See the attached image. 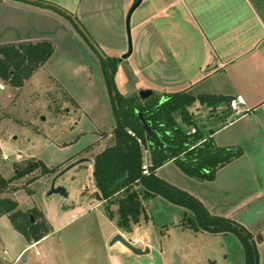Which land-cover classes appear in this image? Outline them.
Instances as JSON below:
<instances>
[{
    "label": "rangeland",
    "instance_id": "1",
    "mask_svg": "<svg viewBox=\"0 0 264 264\" xmlns=\"http://www.w3.org/2000/svg\"><path fill=\"white\" fill-rule=\"evenodd\" d=\"M68 2L77 8L80 5L81 16L86 19L80 23L85 36L74 28L58 33L51 57L21 86L0 77V84H5V88H0V175L14 176L17 169L33 159H42L55 168L46 174L37 168L24 177L14 178L0 193L17 199L19 207L34 216V222L47 232L40 240L30 242L7 223V213L1 215L0 264H212L209 258L215 259V264H230L229 255L243 252L236 234L186 226L184 210L180 211L178 205L161 196L145 200V212L131 230L119 227L117 204L111 205L115 214L110 217L104 200L97 196L93 164L89 159L57 178L56 184L68 187L69 197L48 194L52 179L59 171L81 157L92 158L114 141L115 116L100 63L102 55L122 57L115 79L125 95L139 94L140 88L150 87L146 82L165 81L161 78L165 70L160 74V59L149 54L152 48L145 37L137 42L133 55L125 56L130 43L134 47L137 32H128L122 0ZM132 6L133 3L127 6V13ZM147 12V5L141 4L130 19L131 25ZM155 32L151 42L156 44V51L160 48V34L158 30ZM169 45L176 53V46ZM167 58L166 77L174 80L177 76L175 55ZM135 62L142 68L139 73L133 70ZM144 64H149V69H143ZM154 91L165 94L157 86ZM198 108L191 110L196 117L205 112L204 108L197 111ZM218 113L223 114L220 109ZM200 119L222 123L216 115ZM179 121L183 123L180 117ZM183 126L191 131L189 125L183 123ZM172 161L160 171L162 176L174 177V171L182 169ZM261 221L264 224V219ZM120 229L127 238L132 241L138 238L141 246L149 245L151 250L137 254L121 241L111 243ZM261 252L264 259V244Z\"/></svg>",
    "mask_w": 264,
    "mask_h": 264
},
{
    "label": "crops",
    "instance_id": "2",
    "mask_svg": "<svg viewBox=\"0 0 264 264\" xmlns=\"http://www.w3.org/2000/svg\"><path fill=\"white\" fill-rule=\"evenodd\" d=\"M47 1L66 8L80 23H85L80 5L77 8L68 0ZM136 1L122 0L124 16L128 14L127 6ZM143 3L147 5L148 12L132 25L130 23L131 31L137 33L128 56L133 55L137 42L145 37L152 48L148 53L154 59H160V74H163L162 69L165 70V76H161L164 82L149 81L146 84L157 86L163 93L186 90L196 95L241 96L245 109L242 113L231 110L229 114L226 109L230 108L229 104H220L212 109L199 99L190 106V110L204 108L202 114L216 111L211 117H221L222 123L218 124L209 119L198 120L200 124L206 122L200 126L212 135L218 145H238L243 149L240 156L217 170L214 179H198L182 169H176L174 177L162 176L160 171L172 160L159 166L157 173L196 195L210 212L232 217L247 226L256 238L260 264H264L261 252L264 244V224L261 221L264 219V0H141L131 17ZM73 28L69 19L52 8L25 0H0V45L44 39L54 44L58 33ZM156 30L160 34L157 53L156 44L151 42ZM169 44L176 46V53L169 49ZM167 55H175L177 76L174 80L166 77ZM143 67L149 69V64ZM133 70L139 73L142 68L135 62ZM145 80L148 81L146 77ZM219 109L223 114L218 113ZM89 160L93 164V157ZM95 188L97 191L96 185ZM177 209L185 210L181 206ZM7 223L15 228L10 218ZM120 232L128 237L122 230ZM258 233L260 239L256 237ZM228 257L230 264L245 263L244 250ZM209 260L215 264V259Z\"/></svg>",
    "mask_w": 264,
    "mask_h": 264
},
{
    "label": "trees",
    "instance_id": "3",
    "mask_svg": "<svg viewBox=\"0 0 264 264\" xmlns=\"http://www.w3.org/2000/svg\"><path fill=\"white\" fill-rule=\"evenodd\" d=\"M25 1L59 12L85 36L80 22L66 8L47 0ZM54 49L53 42L46 39L0 45V77L14 86H21L25 79L50 58ZM118 62L117 56L102 55L100 58L115 116L114 141L93 156V178L98 188L96 192L104 200L108 215L114 216L111 205L116 203L117 225L129 231L134 223L141 220L145 212V200L161 196L185 208L183 222L186 226L196 230L236 234L243 245L245 264H260L254 234L247 226L232 217L210 212L196 195L157 173L159 166L174 160L190 176L214 179L221 166L243 153L238 145H218L190 110L197 99L215 109L220 104L228 106L232 97L213 93L196 95L186 90L163 95L154 93L147 98H141L139 94L125 95L115 79ZM141 116L147 121L148 128L144 126ZM179 117L191 128L195 126L196 131L185 129ZM144 148L149 153V173L143 172ZM37 168H41L45 174L55 171L54 167L42 159H33L27 166L17 169L14 176L0 175V193L5 191L14 178L24 177ZM6 213L14 227L28 241H38L46 235L43 226L34 222L33 216L19 207L17 199L0 195V216Z\"/></svg>",
    "mask_w": 264,
    "mask_h": 264
},
{
    "label": "water",
    "instance_id": "4",
    "mask_svg": "<svg viewBox=\"0 0 264 264\" xmlns=\"http://www.w3.org/2000/svg\"><path fill=\"white\" fill-rule=\"evenodd\" d=\"M141 2V0H137L133 6L131 7L130 11L127 14V28H128V32L130 34L131 31V27H130V17L131 14L133 12V10L136 8V6ZM133 50L132 44L130 43V49L127 51V53H125V56H128ZM119 59L121 60L122 57H119ZM216 66V65H214ZM155 93L153 88H140L139 89V95L141 96V98H147L151 95H153ZM216 111H210V112H206L204 114H201L200 116L195 117L196 120H199L200 118L204 117V116H208V115H212L215 114ZM141 120L144 124L145 127H149L147 121L145 120V118L143 116H141ZM86 159H90L88 157H81L78 160L68 164L64 169H62L61 171H59V173H57L51 182V186L50 189L48 190V194H52V193H60L62 194L64 197H69V189L65 184H56V180L57 178L63 174L64 172H66L68 169H70L71 167L75 166L76 164L86 160ZM34 216L32 217L33 221H34ZM178 220V219H177ZM117 241H121L122 243H124L129 249H131L132 252L137 253V254H144V253H148L151 249L150 246L147 245L145 247L135 244L133 243L129 238H127L122 232L118 231L113 238L111 239V243H115ZM26 257V256H24ZM242 264V263H239Z\"/></svg>",
    "mask_w": 264,
    "mask_h": 264
},
{
    "label": "built area",
    "instance_id": "5",
    "mask_svg": "<svg viewBox=\"0 0 264 264\" xmlns=\"http://www.w3.org/2000/svg\"><path fill=\"white\" fill-rule=\"evenodd\" d=\"M0 88H5V84L4 83H1L0 84ZM242 103H243V99H242L241 96H233L230 99L229 106H230V108H231V110L233 112H235V113H242L245 110L243 108V106H242ZM129 131L132 132V133H134L131 129ZM191 131H193V132L196 131V127L195 126H192ZM139 140L142 141L141 138H139ZM144 155H145L144 156V162H143V165H142L143 172L149 173L150 172V170H149L150 158H149L148 149H146V148H144ZM132 242L135 243V244H138V245L141 244V241L138 238H135Z\"/></svg>",
    "mask_w": 264,
    "mask_h": 264
},
{
    "label": "flooded vegetation",
    "instance_id": "6",
    "mask_svg": "<svg viewBox=\"0 0 264 264\" xmlns=\"http://www.w3.org/2000/svg\"><path fill=\"white\" fill-rule=\"evenodd\" d=\"M65 173V172H64ZM62 175V174H61Z\"/></svg>",
    "mask_w": 264,
    "mask_h": 264
}]
</instances>
